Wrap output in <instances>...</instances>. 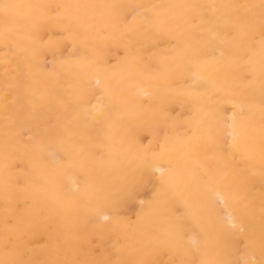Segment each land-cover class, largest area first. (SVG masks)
<instances>
[{"label":"bare ground","instance_id":"6f19581e","mask_svg":"<svg viewBox=\"0 0 264 264\" xmlns=\"http://www.w3.org/2000/svg\"><path fill=\"white\" fill-rule=\"evenodd\" d=\"M0 264H264V0H0Z\"/></svg>","mask_w":264,"mask_h":264}]
</instances>
